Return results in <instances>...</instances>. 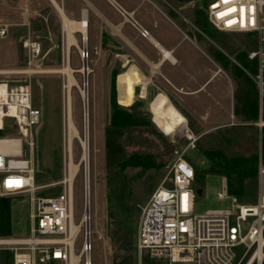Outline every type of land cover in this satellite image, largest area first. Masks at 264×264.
Wrapping results in <instances>:
<instances>
[{
    "label": "rangeland",
    "instance_id": "374dc122",
    "mask_svg": "<svg viewBox=\"0 0 264 264\" xmlns=\"http://www.w3.org/2000/svg\"><path fill=\"white\" fill-rule=\"evenodd\" d=\"M88 1L95 4V0ZM208 1L182 3L161 0L171 12H177L186 23L190 36L219 61L234 81L232 110L228 108L225 111L212 105L211 115L219 125L214 126L206 121L204 126H200L196 120L186 118L185 129L186 119L172 104L168 103L167 107L162 106L155 111L151 108L156 96L164 92L155 86L156 82L147 69H139L132 50L116 49L109 27L105 30L100 28L106 25L103 21L100 23L96 10L87 6L84 0H57L71 20L81 19L83 9L88 10L91 23L88 30V64L91 71L87 83L83 74L76 71L82 65L80 51L76 47L72 48L71 65L78 82V86L72 87V116L80 133L83 131V103L79 88L86 84L89 95L88 176L92 197L93 264H167L146 256L139 257L136 249L137 230L145 204L181 155L198 168L195 185L202 193L195 200V216L232 205L230 198L222 200L218 197L222 191L223 177L208 172L212 165L211 158L206 155L208 152L225 155L221 157L228 159L259 155L260 160L264 105L261 111L259 103L257 117L248 120L242 114V103L236 98L239 86L235 81L238 70H241L254 83L252 76L257 68L256 71L252 70V66L256 63L249 60L248 54L256 49L255 38L251 34L219 31L209 23L205 13L201 14L203 27L198 28L193 14L198 8L205 11ZM1 26L8 28V34L0 37V72H6L0 74V82L29 84L33 105L43 113V124L38 132H34V147L30 152L38 189L34 195L0 196V239H20L29 236L32 228V196H56L69 186L66 182L69 174L67 78L60 72L66 64L67 39L63 21L50 0H0ZM102 30L104 45L95 46L96 37L102 34ZM75 37L81 46V34L76 32ZM29 40L41 44V53L35 60L24 45ZM132 69L147 80L144 96L141 95L140 84L130 93H121L120 76ZM120 109L145 123L113 129L115 112ZM9 133H13V130L6 128L0 135ZM80 155V142L74 139V162L79 161ZM131 157H146L148 163L135 165L134 161L130 163ZM86 171L85 166L80 165L75 176V224L82 214ZM257 195L256 177L247 181L240 200L251 203ZM129 206L132 214L125 221L123 216ZM4 208H9V219L3 215ZM81 244L82 235L76 244L77 252ZM242 253L243 249L239 248L238 256ZM0 264H13V252L5 246H0Z\"/></svg>",
    "mask_w": 264,
    "mask_h": 264
},
{
    "label": "built area",
    "instance_id": "2783aa9c",
    "mask_svg": "<svg viewBox=\"0 0 264 264\" xmlns=\"http://www.w3.org/2000/svg\"><path fill=\"white\" fill-rule=\"evenodd\" d=\"M206 14L217 30L251 34L256 49L248 58L256 63L252 79L258 91L260 109L264 105V0H209ZM135 25V23H134ZM8 34L0 27V37ZM140 35L149 36L142 29ZM35 60L41 53L38 41L24 43ZM6 98L0 101V133L11 128L13 133L0 135V141H12L7 151H0V196L35 194L38 189L30 152L34 132L43 124L42 110L33 105L31 86L27 83L0 82ZM261 126L264 123L261 122ZM14 141V142H13ZM184 155L170 167L161 185L145 204L137 230L136 249L139 257L167 264H264V164L258 163V195L254 202H242L229 193L222 179L218 197L230 198V208L208 210L195 216V167ZM32 228L29 236L2 245L13 252V264H93L92 197L84 190L82 214L73 236L71 220L74 198L69 186L59 195L32 196ZM74 222V220H73ZM82 235V244H76ZM73 238V242H71ZM243 249L238 256L237 250ZM72 252L78 260H72Z\"/></svg>",
    "mask_w": 264,
    "mask_h": 264
},
{
    "label": "crops",
    "instance_id": "0c3cea01",
    "mask_svg": "<svg viewBox=\"0 0 264 264\" xmlns=\"http://www.w3.org/2000/svg\"><path fill=\"white\" fill-rule=\"evenodd\" d=\"M84 1L96 10L100 23L103 21L106 25L100 28L109 27L116 49L132 50L139 69H147L155 86L164 92L152 102L154 111L170 103L185 119L196 120L200 126L206 121L217 126L219 122L211 115L212 105L232 110V77L217 59L200 47L199 41L190 36L177 12H171L161 0H95V4ZM83 11L88 14V10ZM88 22L90 25V20ZM142 29L149 31L148 37L140 35ZM104 30L96 37L95 46L104 45ZM119 81L121 93H130L140 84L141 95H145L147 80L137 70L126 71Z\"/></svg>",
    "mask_w": 264,
    "mask_h": 264
},
{
    "label": "bare ground",
    "instance_id": "6f19581e",
    "mask_svg": "<svg viewBox=\"0 0 264 264\" xmlns=\"http://www.w3.org/2000/svg\"><path fill=\"white\" fill-rule=\"evenodd\" d=\"M53 6L57 9L62 21L64 30L66 33V39H67V46H66V64L65 66L60 70L61 73L66 75L67 78V84L65 86L66 88V103H67V154H68V163H69V174L66 178V182L69 184V188L71 190V195L73 197V190H74V181L75 176L77 175V171L80 165H84L85 169H87V173L85 175V192L88 195H91V188H90V180H89V173H88V163L90 158V144H89V118H90V111H89V95L87 92V87L85 84V87H80V95L83 103V131L80 133V131L77 129V127L74 124L73 116H72V87L78 86V82L74 78V72H79L83 74L86 78L88 77L91 69L88 64V42H89V22L87 19V12L83 11V16L79 20H71L69 19L63 9L57 4L55 0H50ZM76 32H79L82 37V45L80 46L75 34ZM76 47L80 51L81 59H82V65L79 69L75 71V69L71 65V52L72 48ZM28 72V71H26ZM6 73V72H0V74ZM87 83V82H86ZM0 83V101L5 100L6 98V92H5V85H1ZM1 110V109H0ZM74 139H77L80 142L81 146V155L79 158V161L76 163L74 162L73 158V142ZM12 141H0V151L5 152L10 147V143ZM14 142V141H13ZM71 227H72V233L73 236L78 232L79 227L73 222V217L71 220ZM14 240L18 239H0V246L2 245H8V244H14ZM73 242V238L71 240ZM79 258L78 256L72 252V260L77 261Z\"/></svg>",
    "mask_w": 264,
    "mask_h": 264
},
{
    "label": "trees",
    "instance_id": "16d2710c",
    "mask_svg": "<svg viewBox=\"0 0 264 264\" xmlns=\"http://www.w3.org/2000/svg\"><path fill=\"white\" fill-rule=\"evenodd\" d=\"M174 2H188L190 0H172ZM207 7V6H206ZM206 14V10H202L198 8L194 15V22L198 28L203 27L201 14ZM252 70L255 69L256 65L252 66ZM235 81L237 82L239 88L236 93V98L243 105V115L248 119H253L257 117L258 107H259V97L258 91L254 83L248 78V76L238 70V75L235 76ZM145 121L139 118H136L129 112L124 110H116L112 127L113 129H122L128 126H132L135 124H144ZM262 163L264 164V128L262 131ZM211 158L212 165L208 168V172L212 174H218L222 177H225L228 182L229 193L232 195H236L239 199L244 195L245 185L247 181L251 179H255L258 174V163H259V155H251V157H235L228 159L225 156L215 152H208L206 154ZM213 156H216L215 158ZM135 165H141L143 163H148V158L146 157H131L130 163ZM198 168H195L196 178H197ZM199 176V174H198ZM2 204V203H1ZM3 205V204H2ZM1 208V205H0ZM131 208L130 206L125 209L126 214L123 216L124 220L127 221L129 217H131ZM1 211V210H0ZM1 215V212H0ZM3 215L6 219L10 218L9 208H4ZM2 218V217H1Z\"/></svg>",
    "mask_w": 264,
    "mask_h": 264
},
{
    "label": "water",
    "instance_id": "95a60500",
    "mask_svg": "<svg viewBox=\"0 0 264 264\" xmlns=\"http://www.w3.org/2000/svg\"><path fill=\"white\" fill-rule=\"evenodd\" d=\"M87 79H88V77L86 78V82H87ZM152 111V110H151ZM153 122H154V120H153ZM155 123V122H154ZM198 195H200L201 193H202V190L201 189H199L198 191Z\"/></svg>",
    "mask_w": 264,
    "mask_h": 264
}]
</instances>
